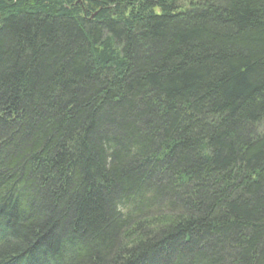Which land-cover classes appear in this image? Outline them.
Segmentation results:
<instances>
[{
	"label": "trees",
	"instance_id": "obj_1",
	"mask_svg": "<svg viewBox=\"0 0 264 264\" xmlns=\"http://www.w3.org/2000/svg\"><path fill=\"white\" fill-rule=\"evenodd\" d=\"M0 264H264V0H0Z\"/></svg>",
	"mask_w": 264,
	"mask_h": 264
}]
</instances>
